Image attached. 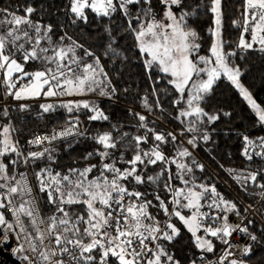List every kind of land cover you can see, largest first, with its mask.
Here are the masks:
<instances>
[{
	"label": "snow or ice",
	"instance_id": "snow-or-ice-1",
	"mask_svg": "<svg viewBox=\"0 0 264 264\" xmlns=\"http://www.w3.org/2000/svg\"><path fill=\"white\" fill-rule=\"evenodd\" d=\"M223 3L201 0L193 6L188 0H66L61 6L65 23L56 25L34 20L38 9L28 0L15 10L0 7V119L7 120L0 123V226H6L0 243H8L7 230L13 228L8 221L10 213L25 233V244L13 252L29 251L38 257L22 256L27 264H181L168 249L181 235L174 222L178 221L199 253L190 264H246L245 258L260 242L250 231L254 221L249 213L259 210L252 204L241 210L239 194L229 200L215 183L198 182L196 171L203 173L206 166L193 154L212 140L207 126L221 118L220 113L210 114L203 107L221 78L264 126V107L242 82L241 67L230 59L238 52L241 59L248 52L264 53V0H242L239 17L231 21L239 31L231 51L226 50L229 42L223 33ZM46 7L41 5L40 10ZM201 8L212 14L208 56L199 55L200 35L189 23ZM89 13L108 21L104 27L105 58L124 63L126 52H136L149 84V91L140 97L144 111L129 109L133 131L116 124L110 131L88 137L79 115L73 113L85 110L90 122L109 121L97 103L87 99L42 103L40 118L61 107L68 113L65 125L34 133L27 147L21 148L10 109L28 111L30 105L22 101L90 93L108 99L117 95L101 56L65 30L89 24ZM56 27L61 34L54 39ZM129 38L132 44L124 47L121 41ZM32 64L37 67L28 70ZM161 82L167 87H158ZM162 95L171 97L167 102L175 115H168L179 125L178 130L160 126L167 113ZM156 113L159 115L150 120ZM77 138H89L97 147L83 156V167L55 170L56 149L52 145L66 142L71 148ZM242 140L241 156L249 166L226 171L240 192L264 202V136L252 139L243 135ZM94 159L96 163H91ZM257 159L260 166L251 168ZM38 162L45 163L37 170ZM21 166L31 168L38 192L29 173L17 171ZM250 186L261 191L251 192ZM42 204L51 215L43 214ZM153 208L163 214V220L150 211ZM230 215L237 221H231ZM22 218L27 219L32 233ZM234 234L247 242L234 244ZM214 241L222 247L217 249ZM209 254L215 259H209Z\"/></svg>",
	"mask_w": 264,
	"mask_h": 264
},
{
	"label": "trees",
	"instance_id": "trees-1",
	"mask_svg": "<svg viewBox=\"0 0 264 264\" xmlns=\"http://www.w3.org/2000/svg\"><path fill=\"white\" fill-rule=\"evenodd\" d=\"M24 2L25 0H0V7H8L15 10L17 5L23 4ZM28 2L32 3L38 9L37 13L33 16L34 20H40L42 23H53L54 25L57 23H65L61 6L66 3V0H28ZM203 2L207 4L208 0H203ZM188 3L194 6L200 4L201 0H188ZM241 4L242 0H224L223 3V33L224 38L229 42L226 45L227 51L235 49L236 41L239 38V31L232 26L231 21L239 17V13L242 11ZM41 5L47 6L44 11L40 10ZM52 5L55 7H52ZM89 17V24H80L78 27H67L65 30L73 39L83 43L86 48H90L97 55L101 56V63L104 65V69L108 72L113 84L117 87L118 93L112 99L99 96L95 93L83 96L87 100L97 103L104 110L105 114L109 116V121L90 122L87 119L85 110L73 113V115H79L80 120L85 125L88 137H91L97 132L110 131L111 126L116 124L123 126L125 131H133L129 127V125L134 123L132 116L129 114V109L143 112L144 110L140 105V97H143L146 91H149V84L142 64L138 60L134 50L125 53L128 56V60L124 63H121L119 60L113 63L108 58H105L103 55L104 45L106 44L104 27L108 21L106 19L97 20L93 18V14L91 13H89ZM189 23L200 35L199 42L201 48L199 55H210L209 48L212 40L207 30L212 26V14L201 8L199 14L192 17ZM55 33L54 39L61 34V29L56 27ZM121 43L124 47H128L132 44V40L129 38L126 41H121ZM230 59L241 67L244 72V75L241 77L242 82L249 88L257 102L264 107V53L248 52L245 54V58L241 59L238 52L236 57ZM35 67H37L35 64L29 65L28 70H33ZM158 87L163 89L167 85L161 82ZM213 87V94L203 107L210 114L220 113L221 118L214 124L207 126L208 131L212 135V140L208 144H201L193 150L195 158L206 166L203 173L196 171V176L198 182L206 181L207 183H215L218 191L223 193L229 200L235 199L237 194H239L238 206L241 207V210L248 204H252L254 209L259 210V212L249 215L254 221L250 226V231L254 232L260 238V242L254 246L253 254L245 259L246 264H264V231H261L264 228V215L260 214L264 213V202H258V196H248L240 192L237 183L226 171L227 169L240 170L249 166V162L241 156L243 147L242 137L243 135H247L255 139L256 137L264 136V126L257 123V118L249 109L247 103L243 101L238 92L226 79L221 78ZM125 88L128 89L127 92L123 91ZM170 98L162 95L167 113L160 119L159 123L164 130H178L179 125L168 115H175V109L167 102ZM58 99L69 100L70 97L48 99L41 97L36 100L22 101V103L30 105L29 110L26 112H19L14 108L10 109L12 123L16 129L15 137L19 140L21 148H25V141L34 133L48 131L65 124L68 113L61 107H57L55 111L43 114L42 118L39 115L41 112L40 104H55ZM76 100H81V98ZM1 102L2 97H0ZM223 112H230L232 115L231 117H225ZM158 115L159 113L154 114L150 117V120L155 119ZM6 122V119H0V123ZM77 140L78 142H74V146L71 148L67 147L66 142H58L52 145L56 149V163L52 165L55 170L63 172L70 167H83L85 165L86 162L83 160V156L93 151L97 146L89 138H77ZM130 154L129 152L126 158ZM90 162L96 163V160L94 159ZM44 163L38 162L37 170L39 167H43ZM260 164L261 161L257 159L250 166L254 169L260 166ZM220 165H223V168ZM27 168L35 189V178L32 176L31 168ZM9 171L11 172V168ZM17 171H25V169L21 166ZM149 174H151V170ZM143 190L141 188V191ZM35 191L38 192V189H35ZM249 191L259 193L261 189L250 186ZM149 199H151V196H149ZM41 207L44 215L52 214L45 205L42 204ZM150 211L154 215H158L159 219L163 220V214H157L155 208L150 209ZM174 222L181 229V235L172 244L168 245V249L175 255L176 259L180 260L181 264H189V261L194 256H198L199 253L193 247L191 236L187 230L178 221ZM214 243L217 244V249L222 247L219 242L214 241ZM212 257L214 256L209 254V258Z\"/></svg>",
	"mask_w": 264,
	"mask_h": 264
},
{
	"label": "built area",
	"instance_id": "built-area-1",
	"mask_svg": "<svg viewBox=\"0 0 264 264\" xmlns=\"http://www.w3.org/2000/svg\"><path fill=\"white\" fill-rule=\"evenodd\" d=\"M70 99H72V98H70ZM76 99H79V98H75V100ZM1 103H3V100H2ZM11 103L15 104L17 102L12 101ZM81 124L85 128V125H84V123L82 121H81ZM64 125H60V126L54 127L53 129H60ZM51 130H48V131H51ZM44 132H39V133L43 134ZM31 137H29V138H31ZM27 140L24 143V147L25 148L27 147ZM56 143H58V142H56ZM56 143H54V144H56ZM33 150H35V149H33ZM249 214H252V213H249ZM8 215H9V220L8 221H9V223L13 224V228L10 229V230H7L8 231V236H9L8 243L7 244L0 243V264H27L26 261L21 259V257L24 256V255H28V256L32 257L33 260H36L37 259L36 255L31 253V252H29V251L16 252V253L13 252V249L18 248L22 244H25V239H24L25 233H21L20 232L19 226H17L15 224V218L12 217L10 215V213ZM229 219L231 221H237V217L235 215H230ZM5 230H6V226H1L0 227V241H2V239H3V234H4ZM232 242L234 244L243 245L244 243L247 242V240H246L245 237H242L240 235H235L234 234V236L232 237ZM209 259H215V257H212V258H209ZM190 261H189V264H190Z\"/></svg>",
	"mask_w": 264,
	"mask_h": 264
},
{
	"label": "rangeland",
	"instance_id": "rangeland-1",
	"mask_svg": "<svg viewBox=\"0 0 264 264\" xmlns=\"http://www.w3.org/2000/svg\"><path fill=\"white\" fill-rule=\"evenodd\" d=\"M70 98H72V99H75V98H81V99H86V97H83V96H80V97H78V96H76V97H70ZM26 102V101H25ZM24 169H25V171H27L28 173H29V171H28V168L26 167V166H22ZM29 180H30V182L32 183V185H33V182H32V180H31V175L29 174ZM34 186V185H33ZM35 190V189H34ZM22 219H24L25 220V227L27 228V231L29 232V233H32V228H31V226L28 224V221H27V219L26 218H22ZM1 227V226H0ZM34 234V233H33ZM37 259H38V257H37Z\"/></svg>",
	"mask_w": 264,
	"mask_h": 264
}]
</instances>
